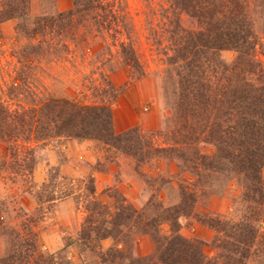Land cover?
Listing matches in <instances>:
<instances>
[{"label": "trees", "instance_id": "trees-1", "mask_svg": "<svg viewBox=\"0 0 264 264\" xmlns=\"http://www.w3.org/2000/svg\"><path fill=\"white\" fill-rule=\"evenodd\" d=\"M159 1L169 42L166 67L159 77L173 110L166 133L170 147H154L137 128L120 134L115 131L112 105L119 95L103 73L104 86L92 89L103 97L99 104L52 98L39 106L9 111L0 103V141L20 139L38 146L58 138L92 140L102 145L110 161L117 153L139 164L170 155L181 162L184 171L197 177L203 169L233 172L238 177L245 204L241 221L214 215L202 221L216 232L211 245L213 257L207 256L204 242L185 238L180 232V217L195 210V189L182 187L179 202L171 211L161 204L152 206L155 215L137 211L114 191L112 212L110 206L95 198L90 179L81 229L64 248L77 247L81 254L91 256V261L82 259L79 264H148L133 252L137 238L145 235L155 241L154 259L161 264H247L257 258L264 262V67L256 56L257 47H263L264 0ZM30 3L0 0V24L18 20L17 35L36 42L30 47L31 53L23 55L26 60L41 55L60 57L70 48L64 40L74 41L75 35L82 47L89 44V37L94 40L111 33V46L119 48L118 59L137 79L147 76L130 40L119 39L126 35L123 16L98 13L114 7L111 1L72 0V8L66 12L32 18ZM48 36L58 38V43L49 44ZM111 46L108 54L113 57ZM226 51L235 54L230 63L222 59ZM201 144L213 146L214 153L206 154ZM33 150H28L30 156ZM28 169L30 174L33 165ZM154 203L150 199L146 207ZM164 222L170 225L169 236L160 235ZM26 226L27 234L12 230L14 239L7 243L10 247L0 257V264H74L62 257L64 251L43 252L37 233ZM107 239L113 240V246L104 250L101 243Z\"/></svg>", "mask_w": 264, "mask_h": 264}, {"label": "rangeland", "instance_id": "rangeland-1", "mask_svg": "<svg viewBox=\"0 0 264 264\" xmlns=\"http://www.w3.org/2000/svg\"><path fill=\"white\" fill-rule=\"evenodd\" d=\"M109 1L115 6L98 13L123 16L128 39L125 34L119 39H125L126 43L130 40L147 73L145 78L137 79L123 60L118 59L119 48L111 46V33L94 40L89 37V44L82 47L79 36L75 35L74 41L64 40L70 48L60 57L41 55L26 60L23 55L30 54V47L36 42L19 37L18 20H8L0 24V103L9 111L39 106L52 98L99 104L103 97L92 89L104 86L103 73L109 76L119 95L112 105L115 131L120 134L137 128L154 147H170L172 142H167L166 133L173 110L163 94L160 78L169 47L162 3L159 0ZM71 8L72 0H31L29 16L66 12ZM57 39L48 36L46 41L54 46ZM262 45L257 47L256 56L264 67V35ZM110 46L113 57L108 54ZM234 58L233 52L222 53L226 63ZM200 147L208 155L215 151L211 145ZM29 149H34L31 156ZM184 170L181 162L170 155L139 164L117 153L110 161L102 145L92 140L58 138L38 146L20 139L0 141V257L9 250L7 243L14 239L10 236L12 230L25 234L28 225L26 228L37 233L43 252L64 251L62 257L74 264L82 259L91 261V256L81 254L77 247L64 249L69 241L76 239L84 221V194L90 179L94 182L95 198L110 206L112 212L115 201L111 196L115 193L137 211L155 215L152 206L161 204L163 209L171 211L179 202L182 187L195 189L198 193L195 210L189 216L180 217V232L185 238L204 242L207 256L213 257L211 245L216 232L202 221L212 215L241 221L245 214L244 190L233 172L213 173L203 169L197 177ZM150 199L155 203L146 207ZM161 210L159 207V213ZM170 233L169 223H162L160 235ZM112 246V239L101 243L104 250ZM133 252L136 257L147 259L148 264H161L154 259L156 244L150 236L138 237ZM247 264L264 262L257 258Z\"/></svg>", "mask_w": 264, "mask_h": 264}]
</instances>
